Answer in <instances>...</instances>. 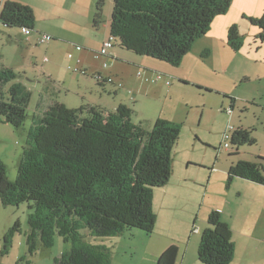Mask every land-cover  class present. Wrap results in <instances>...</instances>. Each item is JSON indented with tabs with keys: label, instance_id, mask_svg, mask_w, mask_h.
I'll list each match as a JSON object with an SVG mask.
<instances>
[{
	"label": "rangeland",
	"instance_id": "obj_1",
	"mask_svg": "<svg viewBox=\"0 0 264 264\" xmlns=\"http://www.w3.org/2000/svg\"><path fill=\"white\" fill-rule=\"evenodd\" d=\"M18 1L36 6V0ZM83 1L80 10L74 8L73 14L61 15L65 22L77 21L76 27L62 25L59 32L42 35L32 31L31 44L22 40L21 29L7 28L0 23V69L12 70L16 76L3 85L2 91L7 98L8 90L21 83L30 93L27 118L20 129H14L0 118V161L5 165L7 179L11 182L16 179L23 150L31 142V131L43 108L53 103H61L68 109L89 104L95 107L101 103L111 107L122 99L131 110V122L146 132L151 131L159 118L179 125V139L172 150L171 177L166 186L154 189L156 222L152 234L131 229L114 238L86 237L88 244L105 247L110 253V264H156L161 254L152 257V253L160 248L158 242L176 245L182 255L190 239L187 258L193 254L196 263L201 264L195 251L200 237L196 240L193 228H207V217L212 210L222 213V220L234 238L251 234L254 224L258 223L261 229L257 226L255 233L264 234V187L238 178L229 184L227 181L229 168L238 161L253 162L256 156L264 157V39H261L264 31L249 22V18L259 19L264 2L259 6L258 0H232L226 14L214 19L221 24L218 29L227 26L228 32L231 26L237 27L240 38L237 52L227 46L226 38L224 46L217 41L207 48L210 58H207L208 52L202 56L198 53L191 67L155 64L169 69V74L148 75L156 84L146 87L134 98L133 90L125 82L114 80V85H99L91 71L85 72L83 64H76L72 47L99 49L109 37L106 24L112 12V0H104L102 23L95 29L92 21L96 0L88 8L86 0ZM0 3L1 9L4 2L0 0ZM37 17H41L38 12ZM43 35L50 36L52 41L37 44ZM113 44L115 51L135 57L117 42ZM87 55L92 59V67L100 70L102 61L90 53ZM75 69L84 74L73 72ZM158 76L161 81L156 80ZM228 128H231V139L227 141L229 152L223 148V135ZM239 131L249 133L255 142L252 146H239L235 156L232 137ZM29 213L27 204L3 207L0 203V252L4 234L16 221L20 223V232L14 234L8 253L0 255V264H54L53 260L69 249L67 243L55 237L53 246L40 251L42 254L36 255L40 249L28 254L24 234ZM239 239H235L238 248ZM261 255L264 262V245ZM239 257L234 256L233 264H252L253 258Z\"/></svg>",
	"mask_w": 264,
	"mask_h": 264
},
{
	"label": "trees",
	"instance_id": "obj_2",
	"mask_svg": "<svg viewBox=\"0 0 264 264\" xmlns=\"http://www.w3.org/2000/svg\"><path fill=\"white\" fill-rule=\"evenodd\" d=\"M231 2L112 0L109 37L136 56L179 67L194 43L210 31L214 19L226 14ZM103 6L104 0H96L95 29L102 23ZM249 22L264 31V17L249 18ZM0 23L32 32L33 9L6 1L0 10ZM227 46L233 52L240 48L234 25L228 29ZM15 78L12 70L0 69V118L20 129L27 118L30 93L21 83L8 90L7 98L2 91L3 85ZM39 115L14 181L7 179L0 161V203L3 207L28 205L24 234L28 254L51 248L54 238L60 237L69 249L54 259V264H110L108 250L88 244L86 237L114 238L131 229L152 234L156 222L154 189L170 180L179 125L159 118L146 132L131 122V110L125 105L105 114L95 107L68 109L53 103ZM254 142L249 133L236 132L232 137L235 156L239 146ZM235 178L264 186V157L232 165L228 184ZM19 232L16 221L3 236L1 256L8 253L14 234ZM234 252L230 227L219 211L212 210L207 228L200 234L198 262L230 264ZM177 257L178 247L171 245L156 264H176Z\"/></svg>",
	"mask_w": 264,
	"mask_h": 264
},
{
	"label": "crops",
	"instance_id": "obj_3",
	"mask_svg": "<svg viewBox=\"0 0 264 264\" xmlns=\"http://www.w3.org/2000/svg\"><path fill=\"white\" fill-rule=\"evenodd\" d=\"M2 1L5 3L6 1L14 2L16 0H2ZM19 2H21V1H18V3ZM92 2H93V0H86L87 8L89 6L91 7ZM260 2H264V0H258L257 5L260 6ZM83 3H84L83 0H36V4H35L36 6H32V4H30L29 2H21V4H24V5L31 7L33 9L34 14H36L35 15L36 24L34 26L33 32L37 35H42V34H45L47 32H50V31H53L55 33L59 32V30L63 28L62 25H64V27L65 26L68 27L70 25L73 28L76 27L77 21L76 22L74 21L73 23L65 22V21H63V18H61V15L65 14V12L67 14H70V15L73 14V9L78 8L80 10V8L83 6ZM0 6H1V3H0ZM69 8H71V9H69ZM36 11L38 12L39 15H41L40 18L37 17ZM77 16L80 17V15H78V14H77ZM262 17H264V7L259 12V18H262ZM60 18L62 21H60ZM109 22H110V20H109ZM109 22H107V24H106L107 35L109 34ZM212 24L213 25H212L210 31L204 37L198 39L194 43L191 51L183 58L181 64L184 65L186 68L193 66V61L195 63V56L198 55V53L199 54L201 53L200 55L202 56L203 52H208L207 58H210L211 53L209 52V50H207V48H211V46L214 44V42L219 41V42L223 43V46H224V43H226L227 26H225L224 28L220 27L218 29V26H220L221 24H219L216 20H214ZM21 36H22L21 37L22 40L24 39V41H27L30 44L32 43L33 40L31 39V34L29 36H24V35H21ZM108 39H109V37L106 39V41ZM106 41H104V42H106ZM77 46L78 45H75L72 47L73 48L72 53L74 54V58L76 59L77 65L83 64L85 72L87 70H89V71H91V73L93 75L98 74L103 79H105L107 77H111L113 82L110 84H112V85H114V83H115L114 80H121V81L125 82L129 86V88L133 90L134 95L132 97H134V98L138 97V95H140L141 91L146 89V87L156 84V83H152L153 79L152 78L150 79L148 75L158 74V73H164V75H165V74H169V72H170L169 69H166L164 67H160V66L155 65V64H161L164 66H169V65L157 62L155 60H152V59H149L146 57H139L136 55H135V57H132L130 55H124V53H122V52L115 51L114 45L111 49H109L106 52V56H100L99 55V51H100L102 45L100 46L99 49H96L94 51H90V50L83 48V47H81L80 50H76ZM195 46H198L197 49ZM87 53H90L96 60L102 61V68L100 70H98V68L92 67L93 66V62H91L92 59L89 58ZM80 60H81V62H80ZM103 63H107V67L104 68ZM170 67L171 66H169V68ZM172 68H174V67H172ZM260 72L261 71H258V73H260ZM262 72L264 73V69H262ZM138 73H141L140 77H137ZM253 74H255L257 76L259 75V74H256V72ZM255 75H253V77H257ZM159 80H160V78H159ZM97 84L103 85L104 83H97ZM115 93H117V91H115ZM134 98L133 99L131 98V99L134 100ZM123 103L125 104V102L122 99H118L117 103L113 104L111 107L107 106L106 103H101L98 106H95V108H98L99 110L104 111V113L107 114V113L114 112L119 105H124ZM90 105H94V104H89L88 106L91 107ZM47 108H43L42 111L39 112V114L43 113ZM250 183H252V182H250ZM252 184H254V183H252ZM254 185L261 187V188L264 187V186H260L257 184H254ZM217 211H219V210H217ZM221 215H222V213H221ZM259 225H260L259 223L254 224V228H252L251 234H241L239 236L240 239L234 238L233 232H232V241H233L234 246H235L234 256L237 255L239 257V256L247 255L250 258H253L250 261V262H252V264H263L264 263L262 261V255H261V248L264 245V234L263 233H255L256 227ZM260 229H261V225H260ZM193 230H194V234H196L195 236H197L196 240L199 239L200 234L203 231L202 227L193 228ZM58 238H60V237H58ZM190 238H192V236H190ZM235 239H239L238 241L241 242V245L239 248L237 246V242L235 241ZM190 242L191 241L189 239V241L187 242V247H186V249L182 255L180 254V248L178 249V257H177L176 264H197L196 263L197 261L193 259V254H192V257L190 259L187 258L188 244ZM158 243H159L158 245L160 246V248L158 247L155 249V251L152 253V257H157L155 255H160L170 245V244H164L163 245V242H158ZM197 248L198 247L196 246L195 251H197ZM26 249H27V247H26ZM42 250L43 249H40L38 251V253H36V255L42 254L41 253ZM258 252H260V253L258 254ZM61 254H63V253H61ZM61 254H60V256H61ZM196 254H197V252H196ZM20 259L21 258H19V260ZM55 259H57V258H55ZM233 260L230 264L234 263ZM29 263H31V262H27V264H29Z\"/></svg>",
	"mask_w": 264,
	"mask_h": 264
},
{
	"label": "built area",
	"instance_id": "obj_4",
	"mask_svg": "<svg viewBox=\"0 0 264 264\" xmlns=\"http://www.w3.org/2000/svg\"><path fill=\"white\" fill-rule=\"evenodd\" d=\"M21 34L22 35H24V36H29L30 34H31V31L30 30H27V29H22L21 30ZM50 40H51V37L50 36H48V35H43L39 40H38V42H37V44H40V45H42V44H45V43H48V42H50ZM113 38H111V37H109V39L106 41V42H104L103 44H102V47H101V49H100V51H99V55L100 56H106V52L109 50V49H111L112 47H113ZM76 50H80V47L79 46H77L76 47ZM69 58H71V55H69L68 56ZM103 67L105 68V67H107V64L106 63H104L103 64ZM73 72H75V73H81V74H84V71H78V70H73ZM141 75H140V73H138V77H140ZM95 78H96V80L98 81V83H101L102 81H104L105 83H112V78L111 77H107V78H105V79H103L100 75H95L94 76ZM160 77L158 76L157 78H156V80H158ZM153 83L155 82L154 80L152 81ZM228 113H232V111H231V109H229L228 110ZM231 131V128H228V130H226L225 132H224V135H223V148H224V150L225 151H228L229 150V145H228V143H227V141L229 140V139H231V136L229 135V132Z\"/></svg>",
	"mask_w": 264,
	"mask_h": 264
}]
</instances>
